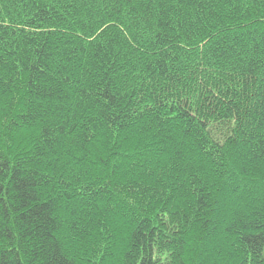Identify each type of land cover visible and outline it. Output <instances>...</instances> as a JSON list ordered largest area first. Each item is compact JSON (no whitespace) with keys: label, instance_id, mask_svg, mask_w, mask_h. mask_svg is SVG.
I'll list each match as a JSON object with an SVG mask.
<instances>
[{"label":"trees","instance_id":"trees-1","mask_svg":"<svg viewBox=\"0 0 264 264\" xmlns=\"http://www.w3.org/2000/svg\"><path fill=\"white\" fill-rule=\"evenodd\" d=\"M0 264H264V0H0Z\"/></svg>","mask_w":264,"mask_h":264}]
</instances>
